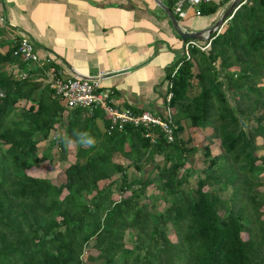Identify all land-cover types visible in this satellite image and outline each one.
<instances>
[{
	"label": "trees",
	"instance_id": "trees-1",
	"mask_svg": "<svg viewBox=\"0 0 264 264\" xmlns=\"http://www.w3.org/2000/svg\"><path fill=\"white\" fill-rule=\"evenodd\" d=\"M210 36L167 69L173 139L152 128L154 142L142 126L107 131L97 106L67 107L45 66L14 76L16 43L0 48V264H264V0ZM43 161L63 178L32 172Z\"/></svg>",
	"mask_w": 264,
	"mask_h": 264
},
{
	"label": "crops",
	"instance_id": "crops-1",
	"mask_svg": "<svg viewBox=\"0 0 264 264\" xmlns=\"http://www.w3.org/2000/svg\"><path fill=\"white\" fill-rule=\"evenodd\" d=\"M0 16L2 50L25 33L38 53L39 62H25L22 70L45 66L46 81L47 66L63 78L102 72L100 86L113 90L115 106L162 112L165 73H172L183 41L154 0H0ZM180 18L181 28L199 29Z\"/></svg>",
	"mask_w": 264,
	"mask_h": 264
},
{
	"label": "built area",
	"instance_id": "built-area-1",
	"mask_svg": "<svg viewBox=\"0 0 264 264\" xmlns=\"http://www.w3.org/2000/svg\"><path fill=\"white\" fill-rule=\"evenodd\" d=\"M209 1L211 0H174L172 3V11L179 17H184L187 13V9L191 8L194 14L199 15L198 5L202 2ZM184 2L187 6L183 5ZM242 2H244V0L240 1V3ZM230 16L231 14L222 21L219 27L214 29V34L219 31L220 27ZM0 21H4L2 16H0ZM211 38L212 36L209 35L207 38L201 39L204 42L193 38H186L183 41L181 54L177 58L171 74L174 73L183 58H189L190 54L188 49L190 47H197L203 50L208 47ZM15 43V53L21 61L39 62L40 58L35 50L34 44L25 33L17 35ZM49 60L50 59L47 57L44 58L45 62H49ZM45 72L47 83L52 89L53 97L60 98L67 107L79 106L91 110L93 107L97 106L109 121L107 131L115 125L120 127L124 124H131L133 126L144 127V135L149 137L151 142H154L156 138L155 131L152 128H156L167 141L173 139L170 106L165 105L160 113H155L148 109L136 111L127 107L115 106L112 99L113 90L109 87L100 86V80L103 75L102 72L91 75L75 74L74 76L66 78L60 77L52 67L46 69ZM14 76L22 78L25 76V71L19 70ZM170 95L171 92H167V99Z\"/></svg>",
	"mask_w": 264,
	"mask_h": 264
},
{
	"label": "rangeland",
	"instance_id": "rangeland-1",
	"mask_svg": "<svg viewBox=\"0 0 264 264\" xmlns=\"http://www.w3.org/2000/svg\"><path fill=\"white\" fill-rule=\"evenodd\" d=\"M230 1L231 0L225 1L223 3V5L221 7H219L214 13L206 14V15H196L193 12L191 13L190 10H188L186 15L184 16V18L183 19L180 18V19L186 21V24H185L186 27L196 26L199 29L209 27L210 25H212L215 22L217 17H219L221 15L223 10L225 9V8H223L224 5L226 3L229 4ZM211 19H213V21L210 23ZM177 50L180 54L181 48L178 47ZM188 133H190V135L192 136V140L189 143L190 144H196L197 146H199L198 148H200V146L202 144V141L200 140L201 139V130H199V129L194 130L193 128H191L189 126H185V129L182 131L181 135L183 137H186L188 135ZM215 150H216V148L212 147L211 151L214 152ZM202 166H203L202 155L197 150L194 154V158H193V162H192V167H193L192 169L197 170ZM149 169H150V165L146 164L145 166H143L142 172L145 173ZM31 170H32V172L40 173L42 175L49 176L51 178V180L54 182H58L63 178L62 172L59 169V167L53 166V163H47L46 161L39 162L37 164V166L32 167ZM195 174H196L195 170H192L191 175L188 177V181H189L188 184L189 185L194 184ZM148 191L150 192V190H148ZM165 204L166 203L163 202L162 200H158L157 208L162 209L165 206Z\"/></svg>",
	"mask_w": 264,
	"mask_h": 264
},
{
	"label": "water",
	"instance_id": "water-1",
	"mask_svg": "<svg viewBox=\"0 0 264 264\" xmlns=\"http://www.w3.org/2000/svg\"><path fill=\"white\" fill-rule=\"evenodd\" d=\"M240 1L242 0H231L229 5L223 10L221 15L217 17L215 22L209 27L195 29V30H186L178 25V22L174 14L172 13V11L168 6L164 5L159 0H154V2H156L159 5V7H161L165 12V14L168 16L173 29L176 31V33L179 35L182 41H184L186 38H193L197 40L207 38L214 31V29L219 27L222 21H224V19L233 12V10L239 5Z\"/></svg>",
	"mask_w": 264,
	"mask_h": 264
},
{
	"label": "clouds",
	"instance_id": "clouds-1",
	"mask_svg": "<svg viewBox=\"0 0 264 264\" xmlns=\"http://www.w3.org/2000/svg\"><path fill=\"white\" fill-rule=\"evenodd\" d=\"M88 143H92V141H88Z\"/></svg>",
	"mask_w": 264,
	"mask_h": 264
}]
</instances>
